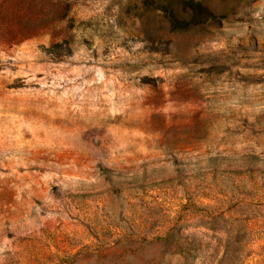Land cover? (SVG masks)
Listing matches in <instances>:
<instances>
[{
	"label": "rangeland",
	"instance_id": "rangeland-1",
	"mask_svg": "<svg viewBox=\"0 0 264 264\" xmlns=\"http://www.w3.org/2000/svg\"><path fill=\"white\" fill-rule=\"evenodd\" d=\"M205 1L0 0V264H264V0Z\"/></svg>",
	"mask_w": 264,
	"mask_h": 264
},
{
	"label": "trees",
	"instance_id": "trees-1",
	"mask_svg": "<svg viewBox=\"0 0 264 264\" xmlns=\"http://www.w3.org/2000/svg\"><path fill=\"white\" fill-rule=\"evenodd\" d=\"M38 10H43L46 0H25ZM155 3V11L160 23H163L171 31H185L194 24L203 22L208 17H215L216 11L205 0H152ZM50 3V0H49ZM49 5V4H48ZM49 11H55L56 15L63 18L71 10L70 0H55L50 3ZM174 238V234H165L160 245L168 247ZM226 243L224 254H228L227 264H238V253L231 252ZM230 252V253H229ZM230 254V255H229Z\"/></svg>",
	"mask_w": 264,
	"mask_h": 264
}]
</instances>
